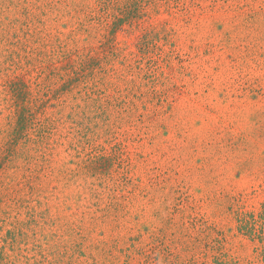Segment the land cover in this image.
<instances>
[{
  "label": "rangeland",
  "instance_id": "374dc122",
  "mask_svg": "<svg viewBox=\"0 0 264 264\" xmlns=\"http://www.w3.org/2000/svg\"><path fill=\"white\" fill-rule=\"evenodd\" d=\"M264 0H0V264H263Z\"/></svg>",
  "mask_w": 264,
  "mask_h": 264
},
{
  "label": "trees",
  "instance_id": "16d2710c",
  "mask_svg": "<svg viewBox=\"0 0 264 264\" xmlns=\"http://www.w3.org/2000/svg\"><path fill=\"white\" fill-rule=\"evenodd\" d=\"M240 230L254 240H258L261 247V257L264 264V207L261 212L243 214L240 220ZM219 264H232L223 262ZM260 264V263H259Z\"/></svg>",
  "mask_w": 264,
  "mask_h": 264
}]
</instances>
